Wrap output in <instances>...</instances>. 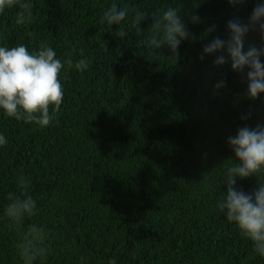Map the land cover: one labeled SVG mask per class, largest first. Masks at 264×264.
<instances>
[{"label":"trees","instance_id":"16d2710c","mask_svg":"<svg viewBox=\"0 0 264 264\" xmlns=\"http://www.w3.org/2000/svg\"><path fill=\"white\" fill-rule=\"evenodd\" d=\"M31 2L23 25L18 8L0 14V46L34 52L46 41L58 59L71 54L73 64L86 58L89 67H65L64 101L46 128L0 110L7 140L0 146V264H23L20 233L4 216L10 192L37 202L39 214L23 230L35 223L50 233L49 253L34 264H264L218 207L227 169L239 163L228 138L264 126V94L248 96L247 69L233 71L230 59L216 66L223 53L200 59L206 44L227 38L229 21L247 24L264 0ZM113 2L148 16L137 24L130 13L120 38L119 25L102 22ZM168 8L196 38L182 42L178 57L149 44L153 16ZM249 44L264 48L258 28L246 35L245 50ZM21 172L31 179L26 192ZM261 183L264 175L237 178L236 189L252 194Z\"/></svg>","mask_w":264,"mask_h":264},{"label":"clouds","instance_id":"9594fccd","mask_svg":"<svg viewBox=\"0 0 264 264\" xmlns=\"http://www.w3.org/2000/svg\"><path fill=\"white\" fill-rule=\"evenodd\" d=\"M244 2L245 0H228L233 6ZM13 8L19 9L17 24L23 25L31 21V0H0V14ZM130 13L137 24L148 16L144 11L130 10L113 2L104 12L102 22H106L110 28L112 25H119L120 31L116 35L123 38L126 33L121 25L129 18ZM191 19L194 23L200 22L198 16L193 15ZM153 20L150 28L153 35L149 41L152 48L159 49L167 45L173 57H178L182 42L196 39L181 20L177 9L168 8L161 15L153 16ZM227 28V38L217 37L206 44L200 59L203 61L205 55L223 53L215 59L216 66H223L230 59L233 71L244 76L247 69L248 96L255 100L264 94V63L261 62L264 48L249 44L245 50V38L250 30L257 28L264 34V3L256 4L247 24L235 19L228 22ZM66 66L68 69L74 67L84 72L89 67V61L85 58L73 64L71 54L62 61L46 41L34 52H30L23 44L10 48L0 46V110H3L8 118L34 122L41 128L48 127L56 119L64 101L61 73L65 71ZM224 86L223 80L216 85L218 89ZM6 143V137L0 134V146ZM228 143L239 163H234L227 169L224 182L227 184V193L218 207L225 213L228 222L236 224L242 238L250 240L256 253L264 257V183L252 194H245L243 190L236 189L237 178L264 175V126L258 124L254 129L242 127L236 136L228 138ZM30 184L31 179L21 172L19 187L26 192ZM8 201L4 216L20 233L16 247L23 264L44 260L49 253L47 241L50 233L35 223L30 224L26 230L22 228L26 218L39 214L36 200L31 195L10 192ZM109 264L116 262L111 260Z\"/></svg>","mask_w":264,"mask_h":264}]
</instances>
